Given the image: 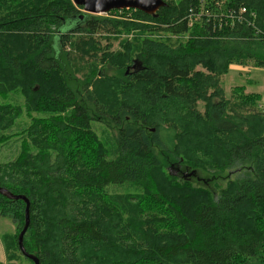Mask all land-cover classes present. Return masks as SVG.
I'll use <instances>...</instances> for the list:
<instances>
[{
    "label": "trees",
    "instance_id": "16d2710c",
    "mask_svg": "<svg viewBox=\"0 0 264 264\" xmlns=\"http://www.w3.org/2000/svg\"><path fill=\"white\" fill-rule=\"evenodd\" d=\"M163 1L81 20L73 0H0V97H22L0 102V187L28 199L39 264L264 263L261 95L221 85L264 68V0ZM24 208L0 194L8 263Z\"/></svg>",
    "mask_w": 264,
    "mask_h": 264
},
{
    "label": "rangeland",
    "instance_id": "374dc122",
    "mask_svg": "<svg viewBox=\"0 0 264 264\" xmlns=\"http://www.w3.org/2000/svg\"><path fill=\"white\" fill-rule=\"evenodd\" d=\"M75 6H77V5H75ZM114 10H117V9H114ZM108 12H101V13L95 14V13L85 12V11H83L82 8H80L79 16H80L81 20L83 19V17H82V16H84L83 14L94 15V16L95 15H97V16L104 15V16L108 17L109 16L107 14ZM79 23L83 24V21H81ZM68 24H70V25H66L63 28V30H67V28L73 29L74 27H76L78 25L77 23L75 24L74 21L68 22ZM135 33L136 32H131L130 34H124L120 37V39L122 37H125L128 40H130L135 36ZM153 36H159V35L155 34ZM58 46H59L58 41H57V38L55 37L53 40V48H54V51L57 52L56 56L60 57L62 55V53H61L62 51L60 52ZM118 46L119 45H118L117 40L111 42V49L112 50L118 49ZM135 59L136 58H134V60ZM133 63H134V61L132 62V64L130 66L126 67V69H128V70L125 69V73H128L129 71L131 72V71L135 70V67H137V69H139L140 66L139 65L133 66ZM221 85L224 89L225 95H229L233 86H237V85L244 86L247 91L260 93L261 100H260L259 104H260V107L264 108V68H244V67H240V66L235 65V64H230L228 66V70H227L226 74H224L221 77ZM0 102H11V103L17 102V103H20V102H22V97H20V96L18 97V95L16 93H11V94H9V97H7L6 99H3L0 97ZM16 127H17V125H14L11 128V130L9 131V133H15ZM93 128L95 129V132L99 136L105 137L102 139L112 141V132H110V130L105 125L99 124V123H94ZM12 138H14V137H12ZM170 172L174 175L184 174V173H182L183 170L178 169V168L171 169ZM187 178L189 179V176H187ZM190 178L192 181H195L198 183H204V184L210 183V184H208V186L213 191V186H212L211 180L204 181L203 178H201V180H197L195 175L191 176ZM14 230H15V225L11 219L6 218V217H0V237L6 233L12 234L14 232ZM0 257H1L3 264H27L25 262V258L21 255L20 256L17 255V257L15 258V260L12 263H8L7 262L8 260L5 256L2 245H0ZM249 264H264V263H262L260 261H251Z\"/></svg>",
    "mask_w": 264,
    "mask_h": 264
},
{
    "label": "water",
    "instance_id": "95a60500",
    "mask_svg": "<svg viewBox=\"0 0 264 264\" xmlns=\"http://www.w3.org/2000/svg\"><path fill=\"white\" fill-rule=\"evenodd\" d=\"M74 4L77 6H81L83 11L89 13H101L108 12L110 10H120V9H134L139 10L144 13L154 15V13L161 7L164 6L165 3L163 0H73ZM139 65L140 63L137 60H134L133 66ZM137 69V67H136ZM128 70V69H126ZM0 194L4 197L12 200H22L25 203L24 208V225L17 236L18 248L22 255L28 259H30L33 264H39V261L36 256L26 252L23 246V235L29 224V201L28 199L21 194H13L5 188L0 187Z\"/></svg>",
    "mask_w": 264,
    "mask_h": 264
},
{
    "label": "built area",
    "instance_id": "2783aa9c",
    "mask_svg": "<svg viewBox=\"0 0 264 264\" xmlns=\"http://www.w3.org/2000/svg\"><path fill=\"white\" fill-rule=\"evenodd\" d=\"M242 11H244V9H242Z\"/></svg>",
    "mask_w": 264,
    "mask_h": 264
},
{
    "label": "flooded vegetation",
    "instance_id": "af4514ba",
    "mask_svg": "<svg viewBox=\"0 0 264 264\" xmlns=\"http://www.w3.org/2000/svg\"><path fill=\"white\" fill-rule=\"evenodd\" d=\"M129 73V72H128Z\"/></svg>",
    "mask_w": 264,
    "mask_h": 264
}]
</instances>
